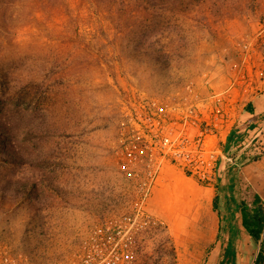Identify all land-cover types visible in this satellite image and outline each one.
I'll use <instances>...</instances> for the list:
<instances>
[{
    "label": "rangeland",
    "instance_id": "1",
    "mask_svg": "<svg viewBox=\"0 0 264 264\" xmlns=\"http://www.w3.org/2000/svg\"><path fill=\"white\" fill-rule=\"evenodd\" d=\"M259 97L264 0H0V257L74 264L141 210L134 264H204L218 160Z\"/></svg>",
    "mask_w": 264,
    "mask_h": 264
},
{
    "label": "trees",
    "instance_id": "2",
    "mask_svg": "<svg viewBox=\"0 0 264 264\" xmlns=\"http://www.w3.org/2000/svg\"><path fill=\"white\" fill-rule=\"evenodd\" d=\"M246 110L254 111L251 102ZM3 138L0 134V140ZM234 148L235 151L231 154ZM223 155L224 158L218 160L216 167V194L212 203L218 217L216 241L208 251L204 264H207L210 251L213 250L217 251L214 264H238L237 243L242 230L259 247L254 264H264V200L258 194H254L250 200L245 198V190L250 185L241 180V168L260 161L264 157V151L256 150L255 140L246 144L244 135L231 131L223 146ZM223 165L226 166L224 174L219 175ZM28 187L24 185V189L19 191L24 193Z\"/></svg>",
    "mask_w": 264,
    "mask_h": 264
},
{
    "label": "built area",
    "instance_id": "3",
    "mask_svg": "<svg viewBox=\"0 0 264 264\" xmlns=\"http://www.w3.org/2000/svg\"><path fill=\"white\" fill-rule=\"evenodd\" d=\"M188 144L187 141L173 143L167 137L163 139V146L176 160L183 155L182 149ZM145 198L146 195L142 197V201H145ZM140 216L146 215L141 210H137L133 216L111 217L95 226L82 253L74 264H134L137 257L135 235L138 230V218ZM146 218L149 220L148 216ZM0 264L38 263H16L8 257H0Z\"/></svg>",
    "mask_w": 264,
    "mask_h": 264
},
{
    "label": "crops",
    "instance_id": "4",
    "mask_svg": "<svg viewBox=\"0 0 264 264\" xmlns=\"http://www.w3.org/2000/svg\"><path fill=\"white\" fill-rule=\"evenodd\" d=\"M251 103H252L254 111L253 112L249 111V113H247V122L244 123L242 126H238V127L231 130V131H235L241 135H244L246 144H250L254 140L253 134L255 135L257 132L261 133V130L259 131V126H260V122L262 120H264V114H263V112H264V97H259ZM230 132H229V134H230ZM225 143H226V141L224 142V145H225ZM234 151H235V148L231 151V154H233ZM220 158H224L223 150H222V155L220 156ZM238 158H239V156H238ZM225 168H226L225 165L221 166V168L219 170V175L224 174ZM256 168L263 169V172L258 175L257 170H259V169H256ZM216 172H217V168H216ZM260 172H261V170H260ZM217 175H218V172L216 173V176ZM241 180H242V182L244 181V182L248 183L251 187H253L255 189V192H256L255 194L260 195L262 197V199L264 200L262 193H261L264 190V157L260 161L252 162V163H249V164L243 166L241 168ZM215 183H216V178H215V182L213 185L214 194L212 197H209V196L207 197L208 203H211V204L213 203V199H214V196L216 194Z\"/></svg>",
    "mask_w": 264,
    "mask_h": 264
}]
</instances>
